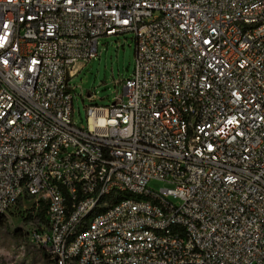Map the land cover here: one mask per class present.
Segmentation results:
<instances>
[{"label":"built area","instance_id":"2783aa9c","mask_svg":"<svg viewBox=\"0 0 264 264\" xmlns=\"http://www.w3.org/2000/svg\"><path fill=\"white\" fill-rule=\"evenodd\" d=\"M126 33L124 94L76 124L72 71ZM124 189L161 202L77 227L99 192ZM26 198L44 209L28 241L50 264H264V0H0V218Z\"/></svg>","mask_w":264,"mask_h":264},{"label":"rangeland","instance_id":"374dc122","mask_svg":"<svg viewBox=\"0 0 264 264\" xmlns=\"http://www.w3.org/2000/svg\"><path fill=\"white\" fill-rule=\"evenodd\" d=\"M135 46L134 33L101 37L99 54L81 62L82 68L70 78L74 88L73 120L76 124H87L88 105L107 106L116 96L124 94V81L134 68ZM148 186L154 190L168 187L164 181L156 179L150 180ZM8 219L10 228L0 227V264H49L42 252L27 241L33 224L44 219L43 207L36 208L34 200L26 198ZM13 229H19L27 240L15 237L11 233Z\"/></svg>","mask_w":264,"mask_h":264},{"label":"bare ground","instance_id":"6f19581e","mask_svg":"<svg viewBox=\"0 0 264 264\" xmlns=\"http://www.w3.org/2000/svg\"><path fill=\"white\" fill-rule=\"evenodd\" d=\"M111 28H118V21H111ZM18 187L21 189L22 197H31V189L26 178H18ZM91 191H83L82 199H90ZM148 201L161 202V193L156 192H136L132 189L119 190L116 193L101 191L98 193L96 203H90L89 207H83L81 219H77V227H91V223H97L103 216L112 213V206L129 205L139 206ZM110 203V204H105ZM147 231L160 237L176 235V226H156L147 224ZM81 237V229H73L68 233V240L78 241ZM185 249H192V252H199V245H196V236L193 229H186L184 232ZM36 247V246H35ZM78 259V252H70V258H66L65 264H81ZM190 264H201L190 262Z\"/></svg>","mask_w":264,"mask_h":264},{"label":"trees","instance_id":"16d2710c","mask_svg":"<svg viewBox=\"0 0 264 264\" xmlns=\"http://www.w3.org/2000/svg\"><path fill=\"white\" fill-rule=\"evenodd\" d=\"M20 204H21V202H20ZM0 227H4V228H7V229H9L10 227H9V219L8 218H5V217H1L0 218ZM11 233L15 236V237H17V238H22V239H24V240H27V238L26 237H24V236H22V233H21V231L19 230V229H13V230H11ZM28 241V240H27ZM29 242V241H28ZM43 254V256L45 257V258H47V256L44 254V253H42ZM47 260H48V262H49V264H50V261H49V259L47 258Z\"/></svg>","mask_w":264,"mask_h":264},{"label":"crops","instance_id":"0c3cea01","mask_svg":"<svg viewBox=\"0 0 264 264\" xmlns=\"http://www.w3.org/2000/svg\"><path fill=\"white\" fill-rule=\"evenodd\" d=\"M82 66H83V63L78 64V65L75 67V69L72 71V75H74L79 69H81Z\"/></svg>","mask_w":264,"mask_h":264}]
</instances>
